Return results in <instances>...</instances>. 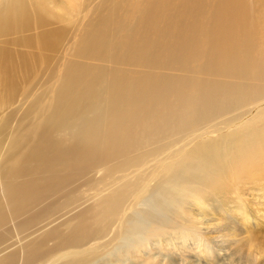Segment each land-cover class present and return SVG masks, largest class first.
I'll return each mask as SVG.
<instances>
[{
	"label": "bare ground",
	"instance_id": "1",
	"mask_svg": "<svg viewBox=\"0 0 264 264\" xmlns=\"http://www.w3.org/2000/svg\"><path fill=\"white\" fill-rule=\"evenodd\" d=\"M84 1L83 12L55 16L40 5L36 17L0 3V264H130L125 240L167 182L138 190L143 168L177 143L184 119L202 126L182 146L206 138L240 149L252 142L237 124L264 120L257 0ZM29 60L61 77L32 126L8 110ZM33 112L14 109L20 121ZM129 170L142 173L124 185Z\"/></svg>",
	"mask_w": 264,
	"mask_h": 264
},
{
	"label": "rangeland",
	"instance_id": "2",
	"mask_svg": "<svg viewBox=\"0 0 264 264\" xmlns=\"http://www.w3.org/2000/svg\"><path fill=\"white\" fill-rule=\"evenodd\" d=\"M10 1L19 5L20 11L28 8L34 17L40 5L48 7L49 12L56 16L62 13V9L69 13L83 12L88 4L84 0H54L50 4L42 0ZM257 3H263L264 7V0L254 3L260 8ZM257 7L256 11L264 15ZM36 32L34 24L32 33L36 35ZM23 34L26 33L21 30L19 36ZM20 48L27 50L25 46ZM14 56L19 59L18 54ZM29 61L30 78L19 82L8 110L13 111L14 122L32 126L35 115L42 117L49 110L53 101L52 86L61 77L59 72L46 70L43 62L36 64ZM22 71L19 61L16 79ZM27 104H34L35 112L20 121L14 109ZM28 122L31 123L28 125ZM236 122L227 121L224 124ZM184 124L186 128L181 131L183 134L177 143L159 150L157 157L143 168L146 176L138 190L151 192V185L165 175L167 182L162 196H148L151 213L141 214L144 219L136 223L135 231L125 240V245L131 246L127 254L128 263L264 264V120L254 119L237 124V128L246 130L252 142L243 149L229 143L215 144V141L206 144V138L199 139L198 144L194 140L182 146L180 140L200 131L202 126L194 121L193 116L184 119ZM30 136L33 138L35 135ZM183 147L185 153L180 155L177 166L171 168V157ZM169 151L172 153L169 154ZM132 170L136 171V167ZM141 173L139 171L130 176L132 172L129 170L128 178L124 177L121 182L130 185L134 176L137 178ZM116 174L122 176V172ZM145 185H150L148 191ZM35 235L31 233L28 238ZM112 236L109 234L104 242ZM123 250L127 248L123 247L121 252Z\"/></svg>",
	"mask_w": 264,
	"mask_h": 264
}]
</instances>
